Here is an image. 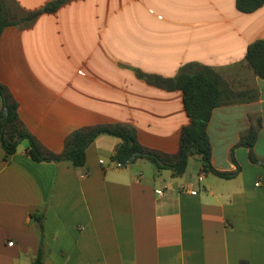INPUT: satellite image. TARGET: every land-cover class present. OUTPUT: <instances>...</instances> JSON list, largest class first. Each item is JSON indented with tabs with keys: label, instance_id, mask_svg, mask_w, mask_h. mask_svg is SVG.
<instances>
[{
	"label": "crops",
	"instance_id": "crops-1",
	"mask_svg": "<svg viewBox=\"0 0 264 264\" xmlns=\"http://www.w3.org/2000/svg\"><path fill=\"white\" fill-rule=\"evenodd\" d=\"M55 1L8 3L21 20ZM258 40L264 5L242 13L236 0H66L8 25L0 83L22 128L51 153L77 130L122 123L144 148L177 155L190 124L183 93L137 72L174 78L196 63L239 97L208 124L213 167L229 179L204 172L199 155L179 176L144 158L120 165L121 139L111 135L89 145L81 168L34 162L28 140L6 158L0 142V264H33L42 212L43 264H264V80L246 61ZM258 125L253 163L238 144Z\"/></svg>",
	"mask_w": 264,
	"mask_h": 264
},
{
	"label": "trees",
	"instance_id": "trees-1",
	"mask_svg": "<svg viewBox=\"0 0 264 264\" xmlns=\"http://www.w3.org/2000/svg\"><path fill=\"white\" fill-rule=\"evenodd\" d=\"M66 0L49 3L36 12L28 13L21 20H15L8 0H0V35L11 24L31 22L40 14L55 12ZM237 9L242 13H252L264 5V0H236ZM246 61L255 74L264 80V40L252 43L247 50ZM138 76L151 85L168 91L179 90L183 93L186 112L190 124L183 128L180 138V149L175 156H165L141 146L137 130L130 125L112 123L87 127L72 133L62 153L55 154L42 149L36 140L21 126L16 104L9 99L5 87L0 83V100L6 102L8 116L0 112V142L6 158L14 155L21 141H29L28 155L34 162H71L76 168L86 163V150L100 135H111L121 139L114 160L120 164L127 163L132 156L150 161L157 169L171 170L174 176L182 175L188 165L189 158L199 155L203 162V171L218 177L229 179L234 173L220 172L212 164V147L208 135V124L213 111L221 106L236 103L239 94L232 91L223 78L213 69L196 63L182 66L174 78L146 75L137 72ZM260 125L253 126L240 140L239 146L250 150V159L257 162L253 148L257 142ZM21 140V141H20ZM163 162L164 165L160 163ZM239 167L237 172L239 171ZM236 172V173H237ZM41 231L40 248L33 259V264H43L44 252V212L35 214Z\"/></svg>",
	"mask_w": 264,
	"mask_h": 264
},
{
	"label": "water",
	"instance_id": "water-1",
	"mask_svg": "<svg viewBox=\"0 0 264 264\" xmlns=\"http://www.w3.org/2000/svg\"><path fill=\"white\" fill-rule=\"evenodd\" d=\"M3 113H4V116H5V117L8 116V111H7V105H6V102H4V110H3ZM20 141H21V140H20ZM138 155H139V153H137V154H135L134 156H132V157L130 158V160H129L126 164L132 162L134 159H136V157H137ZM119 164H120V163H119ZM126 164H125V165H126ZM160 164H161V165H164L163 162H161ZM120 165H124V164H120Z\"/></svg>",
	"mask_w": 264,
	"mask_h": 264
},
{
	"label": "built area",
	"instance_id": "built-area-1",
	"mask_svg": "<svg viewBox=\"0 0 264 264\" xmlns=\"http://www.w3.org/2000/svg\"><path fill=\"white\" fill-rule=\"evenodd\" d=\"M256 186H259V184H256ZM183 191H188V187L187 186H183L182 187ZM193 194H195L196 192H192ZM157 194L162 196L164 194V190H158ZM9 245H13V242H10Z\"/></svg>",
	"mask_w": 264,
	"mask_h": 264
}]
</instances>
